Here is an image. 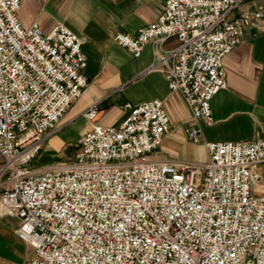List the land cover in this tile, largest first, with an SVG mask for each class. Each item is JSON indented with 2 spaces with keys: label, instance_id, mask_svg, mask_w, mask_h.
I'll return each mask as SVG.
<instances>
[{
  "label": "built area",
  "instance_id": "2783aa9c",
  "mask_svg": "<svg viewBox=\"0 0 264 264\" xmlns=\"http://www.w3.org/2000/svg\"><path fill=\"white\" fill-rule=\"evenodd\" d=\"M25 0H0V218L34 252L25 264H264V138L203 142L213 98L227 87L225 58L264 10L236 14L244 0H164L159 20L114 41L156 66L191 113L186 135L209 162L159 158L172 130L160 100L126 104L118 126L97 124L96 106L71 163L35 169L48 134L89 85L84 41L63 25L25 28ZM176 38L179 45L163 51ZM7 176V181L4 178Z\"/></svg>",
  "mask_w": 264,
  "mask_h": 264
},
{
  "label": "crops",
  "instance_id": "0c3cea01",
  "mask_svg": "<svg viewBox=\"0 0 264 264\" xmlns=\"http://www.w3.org/2000/svg\"><path fill=\"white\" fill-rule=\"evenodd\" d=\"M164 7V0H25L18 13L23 27L37 24L49 33L63 25L84 41L89 81L57 129L48 134L33 168L73 161L77 143L89 126L85 115L92 107L98 108L95 122L111 127L125 118L126 104L154 100L164 102L172 127L158 150L159 158L178 163L209 162L204 143L194 144L187 138L190 110L181 94L171 92L164 71L156 66V46L148 43L141 56L134 57L130 49L114 41L117 33L136 36L141 28L157 22ZM259 8L264 10V0H244L236 14ZM178 45L176 38H170L161 48L170 51ZM224 71L227 87L212 100L213 121L199 123L203 142L239 143L264 138V17L247 29L244 42L225 58ZM72 151L73 156L67 158ZM263 165L258 168V194H264ZM19 226L17 218H0V264H25L33 259V250L16 233Z\"/></svg>",
  "mask_w": 264,
  "mask_h": 264
},
{
  "label": "rangeland",
  "instance_id": "374dc122",
  "mask_svg": "<svg viewBox=\"0 0 264 264\" xmlns=\"http://www.w3.org/2000/svg\"><path fill=\"white\" fill-rule=\"evenodd\" d=\"M73 154H74V151H72V152H68L67 153V158H71L72 156H73ZM263 168H262V171L264 172V165L262 166ZM259 172H260V169L258 170Z\"/></svg>",
  "mask_w": 264,
  "mask_h": 264
}]
</instances>
